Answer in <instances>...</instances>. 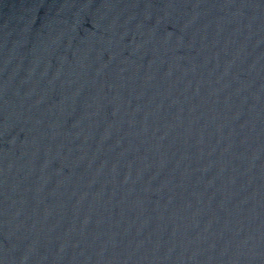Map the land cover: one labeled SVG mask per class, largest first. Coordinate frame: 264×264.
Segmentation results:
<instances>
[{
  "label": "water",
  "instance_id": "obj_1",
  "mask_svg": "<svg viewBox=\"0 0 264 264\" xmlns=\"http://www.w3.org/2000/svg\"><path fill=\"white\" fill-rule=\"evenodd\" d=\"M0 264H264V0H0Z\"/></svg>",
  "mask_w": 264,
  "mask_h": 264
}]
</instances>
